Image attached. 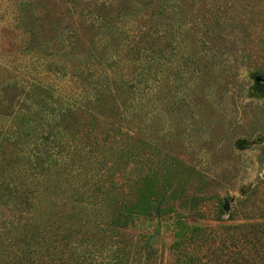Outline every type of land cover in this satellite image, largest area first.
Wrapping results in <instances>:
<instances>
[{"label": "rangeland", "instance_id": "1", "mask_svg": "<svg viewBox=\"0 0 264 264\" xmlns=\"http://www.w3.org/2000/svg\"><path fill=\"white\" fill-rule=\"evenodd\" d=\"M95 2L0 0V264H264V0Z\"/></svg>", "mask_w": 264, "mask_h": 264}, {"label": "trees", "instance_id": "2", "mask_svg": "<svg viewBox=\"0 0 264 264\" xmlns=\"http://www.w3.org/2000/svg\"><path fill=\"white\" fill-rule=\"evenodd\" d=\"M75 1V0H74ZM96 0H82V6H85V3L86 2H90V3H94ZM249 4H250V0H246ZM261 0H252V3L253 4H250V7H251V11H252V13L254 12V10H255V4H256V2H260ZM98 2V4L101 6V7H103L104 8V6H105V3H103V1L102 2H99V1H97ZM88 5H90V4H88ZM93 6L94 7H96L97 6V4H96V2L93 4ZM109 6V5H108ZM104 9H106V7L104 8ZM262 13H261V11L259 10V13H256L255 12V15H257L258 16V18L256 19L257 21H260V22H262L263 24H264V16H262L261 15ZM214 21H212L213 23H212V28L213 29H216V30H218L217 28H218V23L220 22V24L221 25H226L225 24V20H220V21H218V19L220 18V16H218L216 13H215V16H214ZM253 20H255V19H253ZM224 23V24H223ZM91 25V24H90ZM241 27L243 28L244 26H243V23L241 24Z\"/></svg>", "mask_w": 264, "mask_h": 264}]
</instances>
